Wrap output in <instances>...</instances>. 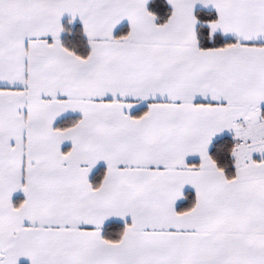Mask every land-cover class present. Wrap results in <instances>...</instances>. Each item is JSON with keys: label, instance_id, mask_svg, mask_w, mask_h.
<instances>
[{"label": "snow or ice", "instance_id": "1", "mask_svg": "<svg viewBox=\"0 0 264 264\" xmlns=\"http://www.w3.org/2000/svg\"><path fill=\"white\" fill-rule=\"evenodd\" d=\"M0 264H264V0H0Z\"/></svg>", "mask_w": 264, "mask_h": 264}]
</instances>
